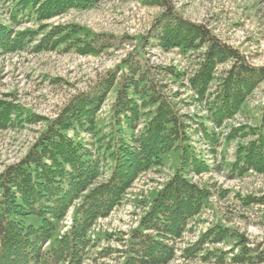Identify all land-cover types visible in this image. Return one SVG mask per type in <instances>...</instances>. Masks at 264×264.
<instances>
[{
	"label": "trees",
	"instance_id": "trees-1",
	"mask_svg": "<svg viewBox=\"0 0 264 264\" xmlns=\"http://www.w3.org/2000/svg\"><path fill=\"white\" fill-rule=\"evenodd\" d=\"M7 2L9 24L0 23V53L24 50L32 43L35 52L65 45V51L72 49L81 55H99L115 46L114 37L93 34L77 25H56L44 34L45 26L16 30L25 20L47 21L70 9H86L95 0ZM153 3L166 10L142 37L141 49L130 52L90 90L74 95L56 117L47 119L48 125L27 155L0 173V264H82L95 222L121 203L142 173L161 166L169 157L174 173L123 241L119 264H168L189 221L211 198V190L192 179L213 170L204 152L195 147L194 137L200 135L210 154L216 152L221 140L216 128L232 119L264 82V66L251 64L207 25L184 19L168 0ZM151 42L164 51L199 52L195 68L186 73L175 66L153 65L143 52ZM226 64L219 73V66ZM183 78L194 91V100L207 110L197 127L192 124L194 118L181 112L180 93L169 88L170 82ZM113 89L110 127L103 133L96 117ZM45 120L0 99V128ZM259 121L254 127H234L224 137L225 143L249 138L236 149L230 165L234 175L264 174V104ZM81 132L89 134L90 141H81ZM252 200L256 199L249 197L248 203ZM72 207V222L61 234L60 224ZM233 236L220 226L208 229L184 248L185 257L199 254L206 243ZM239 246L234 262H264V251L247 249L243 239ZM211 254L207 251L202 258Z\"/></svg>",
	"mask_w": 264,
	"mask_h": 264
},
{
	"label": "rangeland",
	"instance_id": "rangeland-1",
	"mask_svg": "<svg viewBox=\"0 0 264 264\" xmlns=\"http://www.w3.org/2000/svg\"><path fill=\"white\" fill-rule=\"evenodd\" d=\"M153 1L156 0H95L94 5L86 9H70L43 22L25 20L16 27L20 31L45 26L41 31L44 34L56 25H77L93 34L114 37L115 46L99 55H81L72 49L65 51V45L57 50L35 52L32 43L24 50L0 53V99L20 105L25 112L32 111L46 119L38 123L23 122L0 128V173L27 155L48 125L47 119L56 117L74 95L90 90L100 78L115 70L130 52L141 49L142 37L166 10ZM168 1L184 19L207 25L216 37L238 49L251 64L264 66V0ZM9 7L7 0H0V23L9 24ZM143 52L153 65L175 66L186 73L195 68L199 53L190 51L184 54L179 48L164 51L152 42L145 46ZM227 65H220L218 72ZM169 88L180 93L184 101L181 112L194 118L192 124L197 127V121L207 114V110L204 104L194 100L195 93L190 89L187 78L170 82ZM114 99L115 89L108 95L96 117L103 133H107L110 127V108ZM263 104L264 82L232 119L223 127L216 128L221 140L214 154H210V147L201 141L200 135L194 137L195 147L204 152L202 155L213 170L193 175L192 179L208 187L212 196L203 210L189 221L183 237L176 241L175 257L168 264H264L236 263L232 260L234 255L240 253V239L246 242L247 249L264 251V174L253 171L243 176L232 174L230 165L234 162L236 149L240 143H247L249 138L224 142L225 135L232 128L258 125ZM207 124L213 127L210 122ZM78 138L81 141L91 139L84 132ZM174 168L169 157L161 166L142 173L134 181L121 203L107 217L95 222L90 233L91 244L82 264L121 263L123 256L119 251L123 248V241L137 227L156 192L173 175ZM249 197L256 200L248 203ZM74 208L60 224L61 234L70 226ZM216 226L234 233L233 238L220 243H206L199 254L185 257L187 253L183 251L184 248L193 245L203 233ZM207 251L213 254L203 259Z\"/></svg>",
	"mask_w": 264,
	"mask_h": 264
}]
</instances>
